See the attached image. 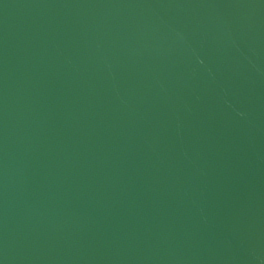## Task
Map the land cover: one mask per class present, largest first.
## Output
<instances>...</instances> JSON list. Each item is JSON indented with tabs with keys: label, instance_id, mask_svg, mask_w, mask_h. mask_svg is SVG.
<instances>
[{
	"label": "water",
	"instance_id": "obj_1",
	"mask_svg": "<svg viewBox=\"0 0 264 264\" xmlns=\"http://www.w3.org/2000/svg\"><path fill=\"white\" fill-rule=\"evenodd\" d=\"M0 264H264V0H0Z\"/></svg>",
	"mask_w": 264,
	"mask_h": 264
}]
</instances>
